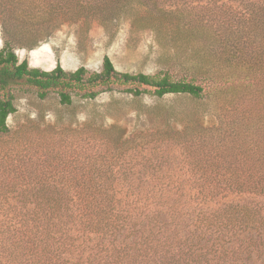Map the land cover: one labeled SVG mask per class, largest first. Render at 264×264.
<instances>
[{"label": "trees", "instance_id": "16d2710c", "mask_svg": "<svg viewBox=\"0 0 264 264\" xmlns=\"http://www.w3.org/2000/svg\"><path fill=\"white\" fill-rule=\"evenodd\" d=\"M78 18L109 28L128 18L163 44L179 42L172 60L184 76L119 71L108 56L99 70L18 61L14 47L31 48L54 20ZM0 25V136L16 110V83L40 99L55 91L63 104L72 93L94 99L115 85L134 97L212 93L220 121L204 126L198 106L157 103L152 112L166 127L140 140L85 124L80 132L105 145L102 155L42 158L56 138L25 136L24 162L0 145V264H264V205L217 204L229 194L264 199V0H0ZM153 135L183 152L186 181L145 184L143 177L174 174L117 167Z\"/></svg>", "mask_w": 264, "mask_h": 264}, {"label": "rangeland", "instance_id": "374dc122", "mask_svg": "<svg viewBox=\"0 0 264 264\" xmlns=\"http://www.w3.org/2000/svg\"><path fill=\"white\" fill-rule=\"evenodd\" d=\"M48 34L38 37L31 48L14 47L18 61L27 60L29 66L50 70L59 64L66 71L80 66L88 70H99L104 56H108L115 69L127 72L156 73L166 70L174 77L184 76L185 72L173 64L172 57L178 50V43L163 44L156 38L153 30L136 28L128 18L121 19L116 26L105 27L97 18L75 20L57 19ZM4 45L0 25V48ZM184 59V56L181 58ZM189 77V76H187ZM198 82V81H197ZM126 86H112L111 90L100 92L94 99H87L81 93H72V102L63 104L55 91L40 99L36 92L24 83L12 85L16 110L7 117L8 134L0 136V145L14 148L24 156L25 136H31L35 142H43L54 137L57 144L54 149L38 147L44 157H54L56 161L70 160L76 155L84 157L93 153L104 154L105 145L93 142L91 133L85 124L101 130L121 129L123 137L142 135L164 129L165 121L156 116L153 106L157 103L175 104L179 109L190 110L198 106L197 114L204 126L220 125L219 117L213 112L218 98L212 93L200 98L185 95L165 94L161 97L152 91L143 92L134 97L127 92ZM218 100V101H217ZM206 108V111H202ZM175 124L178 129L181 125ZM111 125L113 127H111ZM25 126L27 132L25 133ZM75 131V133H74ZM100 134H97V137ZM155 135L147 137L150 142L143 147L130 151L118 162L117 167L137 169L142 166L158 168L173 173L172 178L159 180L143 177V183L186 181L184 171L187 158L175 145H160ZM145 139V138H144ZM81 141V142H79ZM154 146V148H152ZM156 146V148H155ZM29 149H32L29 148ZM180 176V177H179ZM137 181V180H136ZM234 202L247 205H264V199L252 194H229L218 200L217 204Z\"/></svg>", "mask_w": 264, "mask_h": 264}]
</instances>
